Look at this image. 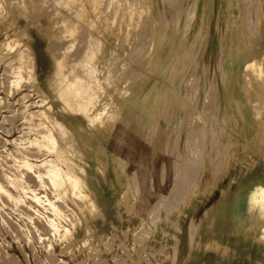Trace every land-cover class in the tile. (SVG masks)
Masks as SVG:
<instances>
[{
  "label": "rangeland",
  "instance_id": "obj_1",
  "mask_svg": "<svg viewBox=\"0 0 264 264\" xmlns=\"http://www.w3.org/2000/svg\"><path fill=\"white\" fill-rule=\"evenodd\" d=\"M261 56L264 0H0V264H264Z\"/></svg>",
  "mask_w": 264,
  "mask_h": 264
},
{
  "label": "bare ground",
  "instance_id": "obj_2",
  "mask_svg": "<svg viewBox=\"0 0 264 264\" xmlns=\"http://www.w3.org/2000/svg\"><path fill=\"white\" fill-rule=\"evenodd\" d=\"M95 3V2H94ZM97 3V2H96ZM99 3H101V2H99ZM136 3V2H135ZM134 3V4H135ZM124 11V10H123ZM73 14L79 19V18H83L82 17V14H80V13H78L77 11H73ZM95 14V13H94ZM92 15V14H91ZM95 16V15H94ZM118 16V15H117ZM93 19V18H92ZM138 19V18H137ZM86 19H84V21H85ZM95 20V19H94ZM96 21H94V23H95ZM138 23V22H137ZM96 25V24H95ZM88 27H89V25H88ZM103 27V26H102ZM90 28V27H89ZM95 33H96V31H95ZM94 33L92 32V35H93ZM96 35V34H95ZM100 35V34H99ZM94 36V35H93ZM98 37V36H97ZM91 38H92V36H91ZM96 38V37H95ZM105 38V37H104ZM99 41V40H98ZM98 45V42H97V44L95 43V40H89V41H87V47L86 48H84V50H83V52H82V54L80 55V58L79 59H77L76 61H75V63L73 64V67L72 68H70V70H68L67 72H69V73H67L66 71L64 72V70H65V68L63 69L61 66H63V64L61 65L60 63H62V61L61 62H59L58 61V63H59V65H61V66H57V73H56V76L57 77H63L64 79H66V82H67V85H66V82H65V85L67 86V89H69V90H71V92H68V94H66L68 97V102L70 101V102H75L76 100H77V102L78 101H80L79 99L80 98H82V97H86V95L85 94H87V93H85V91L84 90H88V89H90V88H88V86H87V89H85L84 88V90L82 89L83 87H85V86H83L84 85V82H87L88 80L86 79V75L88 74V75H90V71H91V60H92V57H93V51H92V48H93V45ZM104 45V44H103ZM99 46V45H98ZM141 46V45H140ZM139 46V47H140ZM138 47V46H137ZM150 47V46H149ZM97 49V48H96ZM138 49V48H137ZM141 50V49H140ZM139 49L137 50L138 52L140 51ZM100 50H98V52H99ZM104 52V51H103ZM104 54V53H103ZM120 54V53H119ZM121 55V54H120ZM130 55V54H129ZM128 55V56H129ZM65 57V56H64ZM64 57H62L61 59H59V60H62ZM144 57V56H143ZM146 57V56H145ZM130 58V57H129ZM108 59H109V57H108ZM65 61V60H64ZM108 61V60H107ZM122 66V65H121ZM244 68H246V73H245V75H247V77H248V84H250V85H255V84H257V85H259L261 88H264V56H261V57H253L251 60H249V61H247L246 62V64H245V67ZM62 69H63V71H62ZM63 72V73H62ZM109 73V72H108ZM60 74V75H59ZM69 74V75H68ZM77 77H75V76ZM87 75V76H88ZM110 75V74H109ZM71 77H73L72 79H74V77H75V81L73 80V82H71ZM89 77V76H88ZM108 77V76H107ZM106 77V78H107ZM62 80V79H61ZM87 80V81H86ZM90 80V79H89ZM109 80V79H108ZM91 81V80H90ZM110 82V81H109ZM63 83V82H62ZM90 83V82H89ZM96 83V82H95ZM87 84V83H86ZM85 84V85H86ZM63 85V84H62ZM62 85H61V87H62ZM64 85V86H65ZM87 85H89V84H87ZM63 86V87H64ZM65 86V87H66ZM83 86V87H82ZM90 86V85H89ZM61 89H63L64 90V88H61ZM66 89V90H67ZM66 90H64V91H66ZM91 90V89H90ZM89 90V91H90ZM62 91V90H61ZM68 91V90H67ZM111 91V90H110ZM113 91V90H112ZM91 92V91H90ZM67 93V92H66ZM91 93H96V92H91ZM62 94H64L65 95V92L64 93H62ZM62 94H60V95H62ZM97 94V93H96ZM96 94H95V96H96ZM109 94V93H108ZM83 95V96H82ZM90 97V96H89ZM65 98V97H64ZM91 98V97H90ZM92 98H93V96H92ZM95 98V97H94ZM83 99V98H82ZM86 100H84V102H85ZM88 101V100H87ZM91 102V101H90ZM92 103H93V101H92ZM63 104H65L64 102H63ZM85 104V103H84ZM89 104V102H87V105ZM91 104V103H90ZM74 105V104H73ZM87 105L85 106L86 107V110L89 108H87ZM66 107H68L67 105H65ZM78 106V105H77ZM89 106V105H88ZM76 108V107H75ZM78 108V107H77ZM84 108V107H83ZM264 108V98H263V100L262 101H255V102H253L252 103V109H253V112H254V115H258L259 113H260V111H261V109H263ZM85 109V108H84ZM69 110H71V109H69ZM77 110H79V109H77ZM83 110V109H82ZM81 110V111H82ZM109 110H110V108H109ZM111 110H113V109H111ZM77 112H79V111H77ZM117 112V111H116ZM111 113V112H110ZM82 114H83V112H82ZM112 114V113H111ZM111 116V115H110ZM118 116V115H117ZM115 117V116H114ZM109 120V119H108ZM109 121H113L114 122V120H109ZM53 123V122H52ZM109 123V122H108ZM56 124V123H55ZM54 125V124H53ZM55 126V125H54ZM54 131V130H53ZM59 132V131H58ZM57 132V134H59ZM55 133H56V131H55ZM54 133V134H55ZM56 134V135H57ZM63 134H64V132H63ZM61 135V134H60ZM59 135V136H60ZM62 137V136H61ZM59 138V137H58ZM61 139V138H60ZM67 139V138H66ZM65 139V140H66ZM62 141H64V137H62V139H61ZM60 140V141H61ZM64 142H66V141H64ZM63 142V143H64ZM63 143H61V144H63ZM65 145V144H64ZM117 143L114 141V140H112L111 139V141H110V148H111V150L113 151V152H115L116 150H117ZM52 148H53V146H52ZM119 157V156H118ZM62 158H63V156H62ZM65 158H66V156H65ZM64 158V159H65ZM63 160V159H62ZM73 164V163H72ZM71 164V165H72ZM75 164V163H74ZM74 168V167H73ZM71 169H72V167H71ZM74 171V170H73ZM76 173V172H75ZM48 174H50V173H48ZM77 175V174H76ZM48 176V175H47ZM51 177H52V175H51ZM61 177V176H60ZM55 178V177H54ZM57 178H58V176H57ZM73 179V178H72ZM48 180H50L49 178H48ZM62 180V179H61ZM178 180V179H177ZM70 181V180H69ZM68 181V182H69ZM52 182H54V181H52ZM51 182V183H52ZM56 182V181H55ZM253 182V181H252ZM251 182V183H252ZM262 182V181H261ZM57 183V182H56ZM175 183V182H174ZM177 183V182H176ZM54 184V186H56V185H58V184H56L55 185V183H53ZM177 185V184H176ZM254 185V184H253ZM247 187V186H246ZM135 188V187H134ZM259 188V187H258ZM260 189V194L259 195H257V192H254V193H251L250 195H249V198H248V201H246V202H248V204L249 205H251V207L252 206H254V205H256V206H263L264 205V187H260L259 188ZM135 190H137V189H135ZM76 193V192H75ZM149 197V196H148ZM76 201V200H75ZM77 202V201H76ZM245 202V201H244ZM243 203V202H242ZM80 206H81V204H80ZM82 206H84V205H82ZM262 213V212H261ZM260 213V214H261ZM249 219V218H248ZM257 263V262H256Z\"/></svg>",
  "mask_w": 264,
  "mask_h": 264
}]
</instances>
